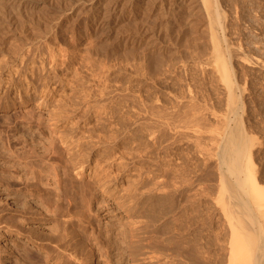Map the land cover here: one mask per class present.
I'll return each instance as SVG.
<instances>
[{"label":"rangeland","instance_id":"rangeland-1","mask_svg":"<svg viewBox=\"0 0 264 264\" xmlns=\"http://www.w3.org/2000/svg\"><path fill=\"white\" fill-rule=\"evenodd\" d=\"M77 1L0 0V264H176L163 242L172 214L144 215L174 181L161 165L189 163L196 181L206 159L199 149L234 117L256 138L264 189V0H217L222 48L240 53L226 52L242 106L234 115L202 14L189 16L177 0ZM192 107L204 113L193 112L198 129L180 122ZM71 137L78 152L66 146ZM221 219L214 225L227 241ZM96 247L106 258L98 261Z\"/></svg>","mask_w":264,"mask_h":264},{"label":"bare ground","instance_id":"bare-ground-1","mask_svg":"<svg viewBox=\"0 0 264 264\" xmlns=\"http://www.w3.org/2000/svg\"><path fill=\"white\" fill-rule=\"evenodd\" d=\"M87 1H84L83 3H89V4L93 5L95 0H87ZM127 1L129 3H133V5H134V3H137V5L138 4H144L145 5V3L148 2V0H127ZM166 1L164 0V2H166ZM218 1L217 0H177V2L176 1L175 2L181 6L186 5L187 9L190 11V12L189 11L188 12L191 13V14L188 13L189 16L196 18V17H194L196 14H202V16L205 18L206 23L204 22V24L208 28L207 32H209V35H210L209 37H211V41H212L211 49L213 48L212 52H211L212 55H210V54L209 55L211 56V60L214 62L213 65L216 67L215 69H217V71H219L222 74L220 76V73L218 72L219 77L222 78V76H223V78H225L224 80L222 78L221 81H223V82L226 81L225 85L227 86V89L226 88L225 89L228 92V94H227V92H226V94L228 95L227 97L229 98L228 100L230 101V103L228 105H230L229 107L231 109V113L233 114L234 112H236L239 109V107L241 109L242 106H240L241 100L236 98L237 94H235V92H234L235 89H234L233 85L231 84V80H232L231 79V76H232L231 72H233V69L231 68L232 71L230 72V69H229L230 66L228 64L229 61H227V59L231 58L232 56L227 58V56H226L227 51H225V50H228V48L226 45H225V47L227 49L224 50L222 48V39H221L222 36L220 37V35H219V31L222 29L223 18H222V14L220 11V7L218 6ZM76 2H78V1L76 0ZM155 2H156V0H155ZM162 2H163V0H162ZM157 4H159V3H157ZM164 4H166V3H164ZM154 5H156V4H154ZM160 5H161V3H160ZM161 6L163 7V5H161ZM164 7L166 8L167 6L164 5ZM146 9H147V6H146ZM140 10H139V12H140ZM162 10H164V9H162ZM159 11H161V10H159ZM150 12H151V10H150ZM155 12H156V10H155ZM157 14H155V15H157ZM162 14H161V16H162ZM158 15L160 16V13ZM154 16H153V18H154ZM189 18H188V20H189ZM101 20L102 21L100 23H104L103 18ZM196 21H197V19H196ZM223 26H225L224 23H223ZM224 29H225V27H224ZM204 30H206V29H204ZM221 31H223V30H221ZM224 40H225V37H224ZM225 42H226V40H225ZM234 49H236V48H234ZM234 49L232 51L227 52V53H229L230 55L233 54L234 55L233 57H235L239 53V51L237 49L236 50H234ZM207 61H208V63H206V66H208L207 64H209L210 60H207ZM209 67H210V65H209ZM215 69H214V71L216 73ZM18 71H19V69H18ZM14 73L16 75L17 70ZM215 73L213 74L214 76H215ZM12 75H14V74H12ZM12 75H10V76H12ZM27 77H24V78L27 79ZM31 77H33V76H31ZM8 78L12 79V77H8ZM30 80L27 79V82H28L27 85H29ZM218 80L219 79H217V81ZM234 80H235V78H234ZM235 85L237 88V83ZM33 86H34V84H33ZM238 88L241 89L240 86ZM34 90H35V88H34ZM18 95H19V93H18ZM18 99H20V98H18ZM227 103H228V101H227ZM191 104H192V102H191ZM179 106H181V105H178V107ZM190 106H192V105H189V107ZM194 107H196V106H194ZM194 107H192L193 111L191 109H190V111L188 109H186L187 112L189 111V113H191L190 116L188 114L185 115L187 118H185V116H183L182 113L179 114V115H182L184 117V120H182L180 122L186 128L191 126L190 125L191 122H192V124L193 123L196 124V125L194 124V127H192L193 126L192 125L191 126L192 128L190 127L191 129L195 128V126L197 128V125L200 127V125L197 123L199 121H197L198 119L195 117V115H197L198 112H199L200 116H201V114L204 115V113L200 114L203 107L202 108L196 107L197 110L201 109L198 112H196L197 111L196 108H195L196 111L194 110ZM184 108H186V107H184ZM176 110H178V109H176ZM176 110L174 112H176ZM194 111L196 112V114ZM202 111L207 112L206 108H205V110H202ZM193 112L195 114L194 117H193ZM178 113H180V111ZM178 113L176 112V114L174 113V115L172 113L173 119H174V116L177 115ZM163 114L165 115V113H162V115ZM166 115L164 117L165 119H166ZM203 115H202V117H203ZM54 116H55V114H54ZM216 116H217V114H216ZM222 116L223 115H221L220 117H222ZM170 117H171V115H170ZM190 117H192V119ZM167 118H169V117H167ZM178 118H179V116H178ZM233 118L234 117L229 118L228 121L225 120L226 121V122H224L225 124L220 120L223 123L224 127L222 126L221 127L222 129H220L219 132L216 133L217 135L215 134L216 137L211 136L212 137L211 140H213V139L214 140L213 141L209 140L212 143L210 146L205 147V144L203 145V144L199 143L200 145H203V147H201V148L199 147L200 148L199 149L200 156L203 159H205V158L206 159L204 160L205 163H203V165L205 164V166L202 169L201 173L198 175V177H196V181L193 180V178L195 176L192 177L193 173L192 174L190 173L191 171L189 170V168L187 166L189 164L188 162H187L188 163L187 165L185 162V164H182L181 166H178L177 164L173 163L172 161H171V163H170V161H168L169 163H167V164H163L161 166L159 165L161 167V168L160 167L159 168L162 169L163 174L165 173L166 176L172 177L174 181H172L170 183L171 187L169 189V192L164 196H159L158 203L156 204V207L155 206H149L146 210H144L145 211L144 215H146L148 218H150V217L152 218L153 216H156L158 214H159V216L172 214L171 216H173V217L167 221L165 227L167 230L170 229V232L173 231V233L171 235L167 236L166 238H164L163 242H166L167 245L171 246L172 249H174V251L177 253V255L180 256V260L176 264H264V224H263L264 212H260V211H262L260 208H264V207H261L264 204L263 203L264 202L263 201L264 200L263 199L264 198V189L260 185V182L258 181L257 173L255 170L254 158H253L254 139L256 140V138L252 137L244 129H242L243 126L242 127L240 126L238 119L234 118L235 120H238V122H234V124H231L233 122L231 121V123H230L229 120H231V119L233 120ZM165 119H164V121H165ZM173 119H171V120H173ZM181 119H183V118L181 117ZM201 119H200V122H201ZM217 119H221V118H217ZM169 120H170V118H169ZM176 120H177V118H175V121ZM164 121H162V123ZM202 122H203V120H202ZM172 123H173V121L170 122L169 124H172ZM163 124H165V123H163ZM165 126H166V124H165ZM219 127L218 128L216 127V128L219 129ZM216 128H215V131H217ZM180 129H181V127H180ZM201 130H202V128H201ZM202 132H201V134H202ZM210 133H211V131H210ZM196 135L199 136V132ZM152 136H154V135H152ZM198 136H197V138H199ZM210 142H208V143H210ZM208 143H206V144L209 145ZM66 144H67L66 146L68 148L73 149L76 152H78L77 149L82 148L81 143L72 137L69 140H67ZM157 148H160V147H157ZM196 148H198V147H196ZM115 154H116V152H115ZM174 156H175V154H174ZM122 158H121V160L117 161V159L115 160V158L113 157V159H110V164L112 166L117 164L118 168H122V167H120V166H123L122 165L123 164ZM172 159H174V158H172ZM176 161L178 162L180 160H176ZM82 164H84V162L80 163V167H82ZM178 164H179V162H178ZM81 169H84V168L82 167ZM116 169H117V167H116ZM122 169H124V168H122ZM117 172H118V174H121L119 171H117ZM82 173H83V170H81L80 174H82ZM159 173H160V171H159ZM140 174L141 173H139V175ZM120 176H122V175H120ZM150 177H153V175ZM142 178H143V176H142ZM195 182L196 183L198 182L197 184L199 185L198 194L192 193V192H194L193 191L194 186L196 185ZM161 183L164 185L168 184V183H166V181L161 182ZM103 191H104V189H103ZM260 200L262 201V203L259 202ZM219 214H220V216H219ZM221 218H223L225 220V222H227V224L224 222L228 226V230H229V239L227 241H226L227 236L223 232L224 230L221 231L223 229L222 228L223 225H221L222 229L219 227L216 228V226L214 225L215 221L218 223V221ZM261 218L263 219V221L261 220ZM66 223H67V221H66ZM194 223H196L197 226L192 228V225ZM220 223H221V221H220ZM29 238L31 239L30 236H29ZM114 249L117 250L118 256H120L126 252L123 247L118 246L117 248H114ZM95 251H96V257H97L98 261L102 258H106V256L102 252V248L96 247ZM63 252H65V251H63ZM63 252H62V255L65 256V254ZM107 253L109 254L108 257L109 256L111 258L114 257V255L112 254V252L110 250L106 252V255H107ZM8 254L10 255V253H8ZM225 255H227V259H226ZM23 257L26 258L25 255ZM66 257H69V259H71V260L72 259L78 260L77 256L74 255L72 252L68 253V255ZM92 257H93V255H92ZM84 263H86V262H84Z\"/></svg>","mask_w":264,"mask_h":264}]
</instances>
